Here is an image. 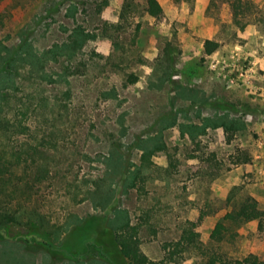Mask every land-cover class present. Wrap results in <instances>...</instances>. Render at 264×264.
<instances>
[{
  "label": "rangeland",
  "instance_id": "374dc122",
  "mask_svg": "<svg viewBox=\"0 0 264 264\" xmlns=\"http://www.w3.org/2000/svg\"><path fill=\"white\" fill-rule=\"evenodd\" d=\"M134 1L122 19V0H0L6 47L26 41L41 54L75 27L93 36L74 56L46 61L50 80L17 73L10 105L30 133L14 145L38 152L16 170L30 185L19 182L9 236H47L56 253L0 243V264H77L61 251L76 256L93 229L125 221L151 260L189 223L198 243L170 264L213 253L264 260L255 221H223V240H210L244 201L264 210V0H158L159 18ZM206 41L217 44L209 55ZM95 241L84 264H126L112 243Z\"/></svg>",
  "mask_w": 264,
  "mask_h": 264
},
{
  "label": "trees",
  "instance_id": "16d2710c",
  "mask_svg": "<svg viewBox=\"0 0 264 264\" xmlns=\"http://www.w3.org/2000/svg\"><path fill=\"white\" fill-rule=\"evenodd\" d=\"M102 2L107 4L108 0H102ZM137 6L138 4L134 0H122L120 17L128 19L136 12ZM232 8L233 16L236 19L237 6L233 4ZM69 11L73 14L75 10L71 8ZM144 11L153 18H159L163 13L158 0H145ZM91 38L93 36L86 33L81 27H75L71 30L65 42L55 44L41 54H36L26 41H21L18 45L11 47L0 44V243L10 247L14 244L21 245L26 255L43 252L52 257L56 252H54L55 248L47 236L40 241L28 234L9 236L10 229L17 225L13 201L15 200V192L19 189V182L25 181V189L30 185L26 178V176L28 177L26 170H23L22 176H18L16 170L18 168L26 169L34 164L35 159L33 157L38 152L36 148L29 145L19 150L14 145L19 136L30 133V127L24 122L25 117L23 114H18L16 108L10 105L12 98L19 89L16 76L21 68L28 67L29 70L27 71L32 72L36 69L38 77L50 80V77L44 71L46 61L55 59L57 56L65 55L68 58L74 56ZM204 47L205 53L209 55L216 49L217 44L206 41ZM223 221L233 223L255 221L257 230L264 232V210L258 209L256 202L251 199L244 201L237 210L226 214L222 221L217 222L211 232L210 240L214 242L223 240L227 231ZM196 227L195 223H189L183 229L177 241L165 243L163 249L166 251V255L158 261L149 259L141 251L137 227L127 221L113 227L103 224L95 231L93 229V234L88 233L87 241L83 243V252L76 256L68 253V249L61 252L65 257H68V261L84 264L88 245L91 242V246L97 249L98 245L95 241L97 238L112 243L124 258L126 264H170L175 262V257L185 249L197 245L199 234L196 232ZM57 243L60 246V243ZM99 255L103 258L101 253ZM5 261V264H12L8 260ZM48 264H54V262L51 261ZM203 264H264V260H260L253 255L243 259H232L222 253H213L207 254Z\"/></svg>",
  "mask_w": 264,
  "mask_h": 264
}]
</instances>
